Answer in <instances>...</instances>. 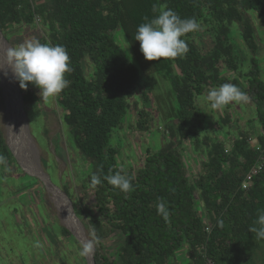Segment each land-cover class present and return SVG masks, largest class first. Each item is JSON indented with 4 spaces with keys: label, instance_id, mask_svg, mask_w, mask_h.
Returning a JSON list of instances; mask_svg holds the SVG:
<instances>
[{
    "label": "trees",
    "instance_id": "16d2710c",
    "mask_svg": "<svg viewBox=\"0 0 264 264\" xmlns=\"http://www.w3.org/2000/svg\"><path fill=\"white\" fill-rule=\"evenodd\" d=\"M153 4L166 5L181 18L194 17L200 23L199 31L184 37L186 54L162 61L144 59L134 35L146 17H154ZM256 16L264 18V0H0V30L10 45V33L35 27L39 17L48 32L40 42L62 45L69 55L71 71L65 76L69 86L57 102L68 134L92 168L91 175L102 180L91 187L99 217L91 210L83 211L95 217L91 222L99 245L95 264H179L176 255L184 248L189 257L186 264H208L210 260L213 264H264V241L258 242L249 231L264 211V172L253 178L248 191L242 190L250 170L264 158V80L255 59L259 50ZM234 24L241 26L238 36L243 45L238 47L232 43ZM117 30L151 72H165L179 107L177 127L172 131L175 138L158 152L148 151L136 174L118 165V150L110 146L111 135L123 127L133 89L141 78L139 68L114 38ZM203 31L209 50L197 45ZM242 49L254 57L250 71L240 77ZM86 60L92 63L89 77ZM225 69L236 77H224ZM224 83L237 85L251 97L262 131L256 146L250 144V134L239 132L230 151L224 141L193 140L195 150L200 152L203 146L207 155L202 157L204 173L191 181L180 148L191 143L193 123L199 117L196 98ZM21 94L24 104L37 102L27 90L21 89ZM140 116L147 117L143 112ZM221 120L227 123L230 117ZM144 123H140L142 129ZM0 154L14 163L1 127ZM115 172L134 176L129 192L121 193L103 179ZM161 200L169 210L167 220L157 211ZM199 208L208 216L206 223ZM74 209L81 217L82 212ZM63 232L71 234L65 228ZM113 232L124 239L118 258L111 261L100 249L103 239Z\"/></svg>",
    "mask_w": 264,
    "mask_h": 264
},
{
    "label": "rangeland",
    "instance_id": "374dc122",
    "mask_svg": "<svg viewBox=\"0 0 264 264\" xmlns=\"http://www.w3.org/2000/svg\"><path fill=\"white\" fill-rule=\"evenodd\" d=\"M254 18H257L254 21L258 28L256 39L259 45L255 59L259 65L261 78L264 80V18L257 16ZM240 27L239 24L233 25L232 43L235 47L242 44L238 36ZM204 34L203 31L201 35H198L197 45L204 50H209L210 44L206 41L208 35ZM42 35H48L47 27H43L41 19H38L35 27L15 29L12 34L10 33L9 40L11 47H15L25 40L41 41ZM113 36L127 57L139 68L141 78L133 89L130 110L124 118L123 127L121 126L111 135L110 146L118 150V165L126 172L136 174L144 165L148 151L158 152L175 138L172 131L177 127L176 115L179 107L172 83L165 76V72H151L148 65L133 53L121 30L114 32ZM240 55L244 58L241 63H238L237 74L242 77L252 68L251 59L254 56L248 51L244 52L243 49ZM85 66L89 77L92 71L91 61L86 60ZM175 71L177 72V69ZM222 73L228 79L236 77V73L227 69ZM0 88V127L5 144L14 159V163L7 162L6 166H0V264H89L87 256L80 255L82 244L69 229L73 230L74 227L69 224L68 215L64 214L65 207L58 200L59 198L62 201L63 196L59 192L54 195L48 186L51 184L66 196L83 234L88 241L94 243L95 255L99 247L91 227L95 217L83 212L88 209L99 217L95 207L94 189L88 184L92 168L81 156L68 134L63 121L64 112L57 102V96L41 99L39 89L31 84L26 89L31 97L37 99V102L24 104L27 131L30 137V148L25 147L24 152L29 157V163L38 170L36 172H41L42 178H39L34 172L24 168L10 147L12 120L8 112L7 95L4 99L1 77ZM208 91L196 98L199 117L193 123L191 143L187 141L180 148L187 176L191 181H196L204 173L203 161L205 160L202 157L205 159L207 155L203 146L200 152L195 150L193 140H199L200 143L205 138L211 141H224L226 151H230L239 132L250 134L253 139L250 144L256 146L257 137L262 131L250 96L246 101L230 103L223 110H214L203 102V97ZM141 112L147 117L142 119ZM226 116H229L230 120L224 123L221 118ZM144 121L147 123H144L142 129L140 123ZM201 150L204 152L202 153ZM21 155L23 156L22 150ZM22 156L24 160L25 156ZM74 206L82 212L81 217L76 215ZM198 212L206 223L208 216L201 208ZM103 220L106 222L105 219ZM63 228L71 234L66 235ZM123 239V235L119 232L110 233L103 239L100 251L111 261L116 260ZM186 250L187 248H184L177 253L176 259L179 264L187 263L189 257L185 253ZM210 263L213 264L211 260Z\"/></svg>",
    "mask_w": 264,
    "mask_h": 264
},
{
    "label": "clouds",
    "instance_id": "9594fccd",
    "mask_svg": "<svg viewBox=\"0 0 264 264\" xmlns=\"http://www.w3.org/2000/svg\"><path fill=\"white\" fill-rule=\"evenodd\" d=\"M152 19L145 18L135 32L134 40L139 42L140 51L146 61H162L180 57L188 52L186 37L189 33L200 30L201 25L196 18H181L167 6L153 4ZM4 64L0 70H10L21 89L26 90L31 84L39 89L41 99L54 98L69 86L65 78L71 71L70 58L62 45L41 43L39 40H25L18 46L9 47L4 52ZM247 95L237 85L224 83L209 90L203 102L214 110H223L232 102L246 101ZM0 165H7V158L0 154ZM104 180L121 193L129 192L133 187L134 176L115 172L103 177ZM102 183L101 177L93 174L90 187L95 188ZM158 214L168 219L169 210L166 202L157 204ZM222 223V222H221ZM249 231L258 242L264 241V211H261ZM94 249L92 241L84 242L81 256H88Z\"/></svg>",
    "mask_w": 264,
    "mask_h": 264
},
{
    "label": "bare ground",
    "instance_id": "6f19581e",
    "mask_svg": "<svg viewBox=\"0 0 264 264\" xmlns=\"http://www.w3.org/2000/svg\"><path fill=\"white\" fill-rule=\"evenodd\" d=\"M9 48L6 43L1 39L0 37V67H6L4 64V52L6 49ZM1 74V79H2V86L4 90V99L5 96L7 95L8 97V104H9V109L8 112L10 114V120H12L10 129H11V134L12 138L10 141V147L12 151L15 153V155L19 158V160L22 162L23 166L25 169H27L29 172H34L36 176H39V178H42L41 172H36L38 171L35 169L36 167L33 166L32 164L29 163V157H27L25 151V147H29L30 143V137L28 136V131H27V124H26V118L24 111L22 110V101L18 95V90H17V85L16 81L14 80L12 73L10 70L7 71V75H5L4 70H0ZM5 83V85H4ZM6 92V94H5ZM6 103V101H5ZM7 106V105H6ZM14 119V121H13ZM31 145V144H30ZM23 147V149H22ZM21 150L23 153L24 160L21 158ZM44 176V175H43ZM43 179L47 182L46 178L43 177ZM50 192L53 193L54 195L59 192L63 198L62 201L58 198V200L63 204L65 207L64 209V214L65 216L68 215V220L69 224L73 226V230L69 228L75 235H77L82 241L88 242L85 234H83L81 230V226L79 224V221H77L75 215L72 213V210L70 208V204L67 200V198L57 189L52 187L50 184H48ZM94 251V250H93ZM93 251L91 254H93ZM91 254L89 256H91Z\"/></svg>",
    "mask_w": 264,
    "mask_h": 264
},
{
    "label": "built area",
    "instance_id": "2783aa9c",
    "mask_svg": "<svg viewBox=\"0 0 264 264\" xmlns=\"http://www.w3.org/2000/svg\"><path fill=\"white\" fill-rule=\"evenodd\" d=\"M38 19L40 20V18L37 17L36 23ZM263 172H264V158L261 157L259 161L255 164V166L250 170L249 174L246 176V179L242 184V190L248 191L251 188V183L253 181V178ZM208 264H211L210 261H208Z\"/></svg>",
    "mask_w": 264,
    "mask_h": 264
},
{
    "label": "water",
    "instance_id": "95a60500",
    "mask_svg": "<svg viewBox=\"0 0 264 264\" xmlns=\"http://www.w3.org/2000/svg\"><path fill=\"white\" fill-rule=\"evenodd\" d=\"M0 37H1V39L6 43V45L8 46V47H11V45L9 44V42L6 40V38L4 37V35H3V33H2V31L0 30ZM0 77H1V74H0ZM16 85H17V90H18V95H19V97H20V99H21V101H22V110L24 111V100H23V97H22V94H21V91H20V88H19V85H18V82H16ZM3 87V86H2ZM4 91V90H3ZM31 175V174H30ZM33 176V175H32ZM51 185V184H50ZM58 190V189H57ZM63 194V193H62ZM64 195V194H63ZM65 196V195H64ZM66 197V196H65ZM77 219V218H76ZM78 221V220H77ZM74 236H75V238L81 243V244H83V241L77 236V235H75L74 234ZM87 258H88V263L89 264H95V261H94V251H93V254H91V256H87Z\"/></svg>",
    "mask_w": 264,
    "mask_h": 264
}]
</instances>
